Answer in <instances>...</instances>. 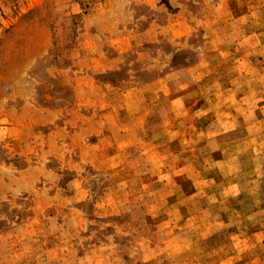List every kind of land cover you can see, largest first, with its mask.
Masks as SVG:
<instances>
[{
	"label": "rangeland",
	"instance_id": "374dc122",
	"mask_svg": "<svg viewBox=\"0 0 264 264\" xmlns=\"http://www.w3.org/2000/svg\"><path fill=\"white\" fill-rule=\"evenodd\" d=\"M0 264H264V0H0Z\"/></svg>",
	"mask_w": 264,
	"mask_h": 264
}]
</instances>
